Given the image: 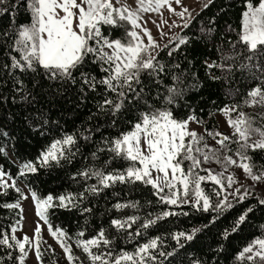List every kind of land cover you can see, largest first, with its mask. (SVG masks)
Instances as JSON below:
<instances>
[{
	"label": "snow or ice",
	"instance_id": "obj_1",
	"mask_svg": "<svg viewBox=\"0 0 264 264\" xmlns=\"http://www.w3.org/2000/svg\"><path fill=\"white\" fill-rule=\"evenodd\" d=\"M212 2L213 0H207L204 8ZM173 3L181 6L179 12L172 6ZM165 7L181 20H184L186 14L191 15L188 7L182 6V0H135V7L127 3V0H0V17L7 14L11 18L6 28L0 27V89L11 81L10 97L0 94V102H7L10 98L13 103L31 105L37 99L36 89L43 91L47 87L55 89L59 94L76 86L82 99H87L89 93L99 95L97 113L111 117L110 123L113 126L117 124L119 116L137 113L129 121L127 131L100 141L95 151L90 153L93 163L73 173L71 179L82 190L58 195L49 193L40 197L30 186L28 188L39 221L47 225L50 235L63 250L68 264H74L79 257L74 255L72 244L69 243L72 237L59 227L53 229L48 218L49 209L76 208L81 214H91L92 207L86 206L89 197H98L105 189L112 188L117 183L134 185L139 182L154 190L152 194L158 198L157 204L176 208L189 205L196 211L215 212L216 216L210 221L213 223L233 204L224 196L213 205L211 197L201 187L202 183L211 181L219 186V191L213 189L218 197L225 190L224 179L227 180V188L237 183L235 175L224 177L222 172L215 173L204 167L212 161L220 163L221 151L234 152L235 157H238L223 156L225 170L228 165L236 166L246 178L254 182L264 181V165L254 172L252 156L249 155L250 151L264 152V124H256L255 118L238 111L235 104L219 109L227 117L226 123L232 129L231 134L208 129L201 133L190 128L192 123L198 126L203 123L194 114V110L184 118L178 115L177 109L187 103L184 100L188 90V85L185 84L186 73L179 63L168 66L158 57L161 51L167 49V55L174 58V53L189 40L186 36L177 34L169 41V44L177 41L171 48L169 44L161 48L144 26L149 21L143 20L144 13H159ZM18 9H23L26 13V23L17 21ZM188 27L189 23L185 21L183 28ZM114 30H123V37H115ZM232 30L236 31L237 39L230 42L232 54L224 59L242 58V70L251 72L255 69L253 75L259 82L248 91V98L244 103L250 107H264V0H242L239 28ZM206 31L212 32L213 29ZM144 37L147 38L146 42ZM214 67H227L231 70L232 65L217 64L215 61L208 65L210 69ZM256 72L260 75H255ZM233 113H237L235 118ZM91 118L90 116L89 119ZM261 118H264V114H261ZM96 131H99V127ZM93 134L92 129H85V132L79 133V137L76 134H65L55 139L35 161L23 162L18 175L25 177L28 173H38L41 168H50L53 164L62 166V162L71 164L80 154L78 138L91 142ZM205 134L212 137L220 147L217 149L210 146L205 140ZM0 135L6 137L8 134L2 132ZM230 144L238 147L233 149ZM105 152L111 153L110 158L97 164L100 154ZM0 154L7 155L3 147H0ZM115 160L127 162V166L111 168ZM201 172L206 174L201 175ZM241 187L244 185L241 184ZM10 188L19 194L17 201L0 204V207L20 209L22 213L19 200L29 197L17 186L16 180L0 168V195H7ZM239 193L240 188L232 193L237 203L248 195L247 189L243 195L237 196ZM148 203L151 204V201ZM259 203L264 204V199ZM138 207V202L134 201H118L113 205L117 211ZM251 211L252 208H248L239 215L230 230H225V239L231 232L238 230ZM178 215L187 216L188 212L166 209L157 213L154 218L149 213L133 231L129 230L141 220L140 216L112 218L109 228L101 225L94 235L86 239L83 238L85 231H79L75 245L86 254L90 264H163L159 258L172 257L176 250H160L162 238L148 237L147 230L159 220ZM21 219L24 217L21 216ZM16 223L20 224L21 221ZM109 229H114L117 234H124L123 239L127 242H135L134 249L129 251L125 247H119L116 241L120 237L112 235ZM18 230L11 227L9 234L0 229V246L18 250L15 257L9 251L8 259L25 264L29 252L34 251L38 264H42L41 244L44 241L40 223L37 222L32 237L25 233L18 238L15 235ZM202 230L194 227L187 232L172 233L171 236L183 248L184 245L180 243L182 238L190 242ZM137 238H143L144 242H137ZM235 260L240 264H264V234L250 240L236 254ZM0 264H4L3 257H0ZM194 264L204 262L195 261Z\"/></svg>",
	"mask_w": 264,
	"mask_h": 264
},
{
	"label": "trees",
	"instance_id": "obj_2",
	"mask_svg": "<svg viewBox=\"0 0 264 264\" xmlns=\"http://www.w3.org/2000/svg\"><path fill=\"white\" fill-rule=\"evenodd\" d=\"M205 1L189 19V27H181L175 35L162 43L169 44L174 36H186L189 42L181 45L180 49L174 53V58L167 55V49L160 52L158 59L165 65L172 66L180 64L181 69L186 73L185 84L188 90L184 97L186 106L178 108L177 113L181 118L189 115L192 110L203 123L204 129L212 132H223L217 120L216 113L219 109L227 105H237L238 111H243L250 117L255 118L256 124H264V109L260 107H250L244 103L248 98L247 93L259 82L254 78L253 69L251 72L242 70L240 64L242 58L227 59L224 57L232 54L230 42L237 39L236 31L240 24V13L242 11V0H213L204 8ZM16 19L20 23H26L28 17L23 9H18ZM11 18L5 14L0 17V27L6 28ZM231 25V28H229ZM213 29L207 32V29ZM204 29L205 31H202ZM113 35L117 38L123 37V30H114ZM177 41H174L176 43ZM169 44V48L173 46ZM217 64L232 65L231 70L227 67L208 68L213 62ZM179 71V70H175ZM255 75H260L256 72ZM212 77H219L213 79ZM31 86V85H29ZM11 81L8 85L0 89V94L9 96ZM37 99L33 104L21 105L13 103L9 98L7 102H0V133L7 132V136L0 135V147L5 149L7 155L0 154V168L11 175L16 181H20L27 188L29 186L38 196L45 197L49 193L58 195L65 192H78L82 190L80 186L71 179L74 172L82 167L93 163L90 153L95 151L96 146L103 138H113L121 132L127 131L136 112L126 113L118 117L117 124L110 123L111 117H105L97 113L96 103L100 99L99 95L89 93L87 99H82L76 86L67 88L66 91L56 93L55 89L44 88L43 91L35 90ZM46 93V94H45ZM93 113H96L93 116ZM92 117L89 119V117ZM99 127V131H96ZM85 129H92L93 136L91 142H86L78 138L80 154L71 163L62 162V166L53 164L50 168H41L38 173H28L25 177L18 175L20 165L25 161H35L40 153L46 149L55 139H59L65 134H76L85 132ZM87 134V133H85ZM220 139V137H216ZM235 149L236 144H230ZM224 155H234V152L223 151ZM252 156L251 163L254 165L253 171H257L264 165V152H249ZM111 153H101L97 164L109 159ZM89 157V159H85ZM127 162L115 160L111 168L126 167ZM92 183V181H89ZM20 187L19 185H17ZM201 187L205 193L211 197V202L215 205L219 198L213 192L217 185L211 181L202 183ZM21 188V187H20ZM22 189V188H21ZM23 191V189H22ZM153 189L137 182L136 184H119L105 189L98 197H89L86 206L92 207L91 214H81L76 208H54L49 209L48 218L53 228L63 229L72 240L75 241L76 234L85 231L84 239L94 235L99 227L103 225L109 228L112 218H121L137 215L140 221L133 224V231L139 227L143 219L151 213L155 215L164 210L176 212H188L187 216H169L159 220L156 225L147 230L148 237H161L162 244L160 250L168 252L176 250L172 257L159 259L163 264H194L195 261H202L204 264H240L235 260L236 254L254 237L264 234V204L259 203L264 196L257 191H251L246 198L237 203L235 198L228 201L233 207L225 209L216 219L210 223L215 212L196 211L189 205L180 208L157 204V197L154 196ZM119 194V195H117ZM19 194L14 189H8L7 195H0V204L14 203ZM21 200V199H20ZM19 200V201H20ZM120 202H138L139 207L124 208L117 211L113 205ZM151 201V204L148 202ZM248 208L252 211L248 213L246 220L238 230L231 232L225 239V230H230L239 215ZM20 209H7L0 207V229L11 234V227L16 226V222L21 219ZM87 221V222H86ZM204 225H208L204 228ZM202 228L195 238L188 242L181 239L184 245L180 248L171 234L179 231H190L192 228ZM112 235L120 238L116 241L119 247H125L132 251L135 242L129 243L123 239L124 234H117L114 229H109ZM137 242H144L143 238H137ZM54 250V251H53ZM11 251L12 256L18 255L17 249H6L0 246V257H3L4 264H18L17 261L8 259L7 253ZM42 264H59V252L54 248H49L47 243L41 244Z\"/></svg>",
	"mask_w": 264,
	"mask_h": 264
},
{
	"label": "rangeland",
	"instance_id": "obj_3",
	"mask_svg": "<svg viewBox=\"0 0 264 264\" xmlns=\"http://www.w3.org/2000/svg\"><path fill=\"white\" fill-rule=\"evenodd\" d=\"M207 0H182V6H186L189 9L190 16L188 14L185 15L184 20H181L179 16L174 15L172 12L168 11L167 7L162 8L159 13L157 12H150V13H144L143 14V20L149 21L145 27L151 32L153 38L156 40V42L161 45L168 39H170L175 33L183 27V23L185 21H189L193 13ZM127 3L131 4L133 7H135V0H127ZM177 12L181 10V6L176 5L173 3L172 5ZM143 20L141 23H143ZM154 21V22H153ZM163 21H167V23H163ZM160 25L158 28L157 25ZM175 25H180L179 27ZM145 42H146V37H144ZM231 106V105H227ZM255 107H260V106H255ZM263 108L264 107H260ZM237 113H233L232 116L235 118ZM217 120L220 124L221 129L223 132L226 133H231L232 129L229 128L228 124L226 123L227 117H225L220 111L216 113ZM190 128L196 129L198 132L203 133L204 132V127L202 124L199 126L195 123L190 124ZM205 140L206 142L214 147V148H219L220 146L218 144H215L214 140L212 137L207 136L205 134ZM221 156V162L217 163L215 161H212L208 164H205V168H209L213 170L215 173H220L222 172L224 174V177H227L228 175H235L237 178V183L233 184L231 188H227V180L224 179L223 183L225 184V190L221 192V195L219 198H223L224 196L228 197L229 199L234 198L232 193H234V190L236 188H240V193L238 195H243L245 193V190L247 189V192L251 191H257L260 192L264 196V181L261 182H254L250 178H246L245 174L243 171L232 165L227 166V170H225V162L223 161V151L219 153ZM233 158L238 159V157H235V155H231ZM255 172V171H254ZM201 175H205L206 173L201 172ZM11 183V181H9ZM17 185H19L22 189L25 195H27L29 198L28 199H21L19 201L21 208L23 209V212L21 213L24 219H20L21 223L16 224V228L19 230L15 233V235L18 238H21L25 233L29 236H33V229L36 227L37 222L40 223L41 225V236L43 238V241L47 243L48 245H51V247H54L58 252H59V264H68L65 254L63 250L60 248V246L56 243L54 238L50 235L48 231V227L46 224H44L43 221H39V217L36 215V208L34 201L31 199L30 193L28 191V188L21 183L20 181H16ZM241 184L244 185V187H241ZM217 189L219 191V186H217ZM194 199V197H191ZM54 229V228H53ZM69 243L72 244V250L75 256L79 257V260L75 261L74 264H90L86 254L82 252L80 248H77L75 245V241L70 240ZM25 264H38L37 258L34 255V251L29 252V256L25 262Z\"/></svg>",
	"mask_w": 264,
	"mask_h": 264
}]
</instances>
